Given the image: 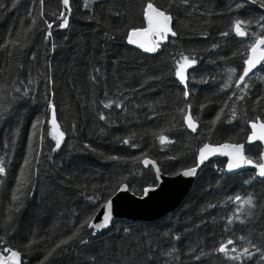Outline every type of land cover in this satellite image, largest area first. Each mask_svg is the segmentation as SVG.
Segmentation results:
<instances>
[{
    "label": "trees",
    "instance_id": "obj_1",
    "mask_svg": "<svg viewBox=\"0 0 264 264\" xmlns=\"http://www.w3.org/2000/svg\"><path fill=\"white\" fill-rule=\"evenodd\" d=\"M250 1L0 0V251H20L21 264H264V181L254 171L226 173L223 157L202 163L188 196L160 220H113L94 235L85 223L122 185L137 196L157 185L144 159L175 175L199 164L205 144L231 143L260 162L263 146L249 138L251 124L264 121V63L247 88L235 86L264 36V9ZM147 3L170 14L176 32L154 55L128 42L146 27ZM61 13L67 28L59 27ZM238 19L251 21L249 36L233 32ZM181 54L197 60L187 70V98L175 75ZM189 105L196 131L181 111ZM161 135L169 142L161 144ZM236 196H252L254 207L238 212ZM228 239L236 241L233 255L249 240L261 251L228 260L215 251Z\"/></svg>",
    "mask_w": 264,
    "mask_h": 264
},
{
    "label": "snow or ice",
    "instance_id": "obj_2",
    "mask_svg": "<svg viewBox=\"0 0 264 264\" xmlns=\"http://www.w3.org/2000/svg\"><path fill=\"white\" fill-rule=\"evenodd\" d=\"M63 4L65 6L68 5L69 0H62ZM185 3L188 2V0H184ZM251 2L253 4H259V7L264 9V0H251ZM39 3L41 5H43L44 0H39ZM239 6V5H238ZM41 16H43V11H41ZM146 16H147V20H148V25L149 28L145 31H141V30H132L130 35H129V39L128 42L130 44H137V40L134 39V37L137 36H142L145 35L146 32L156 36L158 39L153 41L151 43V46H146L144 43H140L139 47L143 48L146 52H150V53H154L156 52L160 46H161V42L167 41L169 34H171L172 36H176V32L172 30V28L170 27V23L172 21V16L170 14H166V11H161L160 9H158L157 7H154V5L152 3H147L146 6ZM60 19H62V23L59 25V27L61 28H67L69 25V21L68 18L61 13ZM36 20L33 19L32 20V24L35 25ZM251 24V21H245V20H235L233 22L232 25V30L235 33L236 36L239 37H246L249 36L250 33L247 32L245 30V28H247L249 25ZM262 28H264V25H261ZM48 28L51 29L52 28V24L48 23ZM47 35L51 36V32H48ZM220 35L222 36H228L229 33L228 32H222L220 33ZM251 35L255 36V33H252ZM9 44L15 46L18 41L13 40V41H9ZM264 45V36L259 37L258 39H256L254 41V43L251 46V53L252 56L251 58L246 59L245 63L247 65L246 68L242 69V74L238 77V83L235 85L237 88L240 87L241 84L245 85V88H247V84L245 83V77H248L249 74L253 71L254 68H256L257 64L260 62V60H264V51H261L260 56L257 57L256 53L257 51L261 48V46ZM217 45H213V47H216ZM177 67L178 70L175 72V75L178 77L179 81L181 82V84L184 87V96L185 98H187L190 95V92L188 91V75H187V70L192 68L196 63L197 60L193 57V58H189V56L187 55H183L181 54V58L180 60H178L177 62ZM229 71L231 73H235V69H229ZM229 80H231V77H229ZM231 84H226L225 88L231 87ZM232 95H236V93H232ZM240 99H243V96L239 97ZM114 102H108L104 104L105 108H111ZM121 105H117V107H120ZM182 112L185 113V122L187 124V127L189 129H191L192 131H196L197 129V124L195 122V120L193 119V116L191 114L190 111V105L189 108L187 110L182 109ZM236 116V110L232 109V117L233 119H235ZM101 119H106V117H104L103 115L100 117ZM216 120H220V116L218 115L216 117ZM52 123L53 125H56V120H55V110L53 109V117H52ZM56 127L58 128V125H56ZM251 128L253 129V133L252 136L249 138V142H253V141H261L264 142V123H256L253 122L251 124ZM256 129H259V131H256ZM64 136L63 132H60L58 137H56L57 139V147L60 146V142L62 141ZM160 143L164 144V143H168V137L161 135L159 137ZM125 144L129 143V139H125L123 141ZM225 148L231 147L232 151L231 152H226L224 153L225 155H229L232 157V160L229 162L228 164V169L232 170V169H238L242 166L243 163L249 164V165H253V161L251 159H248L247 157H245L244 155V151H243V145H225ZM209 151V146H205L204 149L201 150L200 153V162L203 163L204 159H206V153ZM214 152V150H212ZM111 159H118V157H111ZM143 163L147 166L150 164H154L153 161L148 160V159H144ZM254 167L258 169V175L261 178H264V155H262L260 157V162L254 164ZM155 171L159 174L160 169L156 168ZM6 173V169L5 167H3L2 165H0V174H5ZM178 175H183L186 177H192L196 174V168H191V169H187L184 170L182 173H177ZM156 187H158V185L154 186V187H149L147 189H145L142 193V198L146 197L149 195V193L153 192L156 190ZM120 192H129L130 189L127 185L123 186L122 188L119 189ZM12 199L14 201H17V206L15 208V211H19L20 207H22V202L19 201V197L18 196H13ZM233 200L234 203H237L240 207L237 209V211L239 212L240 209L244 206V205H248L250 208L254 207V200L252 196H248L246 199H241L240 196H236L234 198H230ZM105 207V214L103 216V220L101 223H93L92 220L89 221H85V223L87 224L88 227L93 228L95 231L93 232V235L95 234V232L100 231L102 229H106L109 227V224L111 223L112 219H113V202L111 199H108L104 205ZM11 211V210H10ZM9 219H11V216H9ZM236 219H240L239 215L236 216ZM94 220V217H93ZM233 222L232 218L228 219V223L231 224ZM243 222V221H241ZM74 237H69L68 240L73 239ZM177 239H179V237H177ZM240 240H244V237H240ZM68 240H62L56 247L60 248L61 245L68 243ZM35 241H30L27 246H30L31 243H34ZM81 243H87L86 240H81ZM4 240L2 237H0V245L4 244ZM231 246V247H229ZM252 249H254L255 251H252ZM54 251V250H53ZM216 252L218 253H222L224 254L225 258L228 260H232V261H241L242 257L244 258L245 261L247 260H251L253 256H255L257 253H260V248L257 247L255 244H253L250 240L248 241V246L243 247L242 251L239 252L238 254L233 255V253H237V247H236V241H234L233 239H228L225 242H223L222 244H220L219 247H217L215 249ZM4 253H10V255L5 256ZM52 252H49L47 256H45V260L48 259V256H51ZM200 257L198 256L197 259H199ZM260 259L264 260V253L261 254ZM0 264H21V252L20 251H13L10 247H4L2 249V251H0Z\"/></svg>",
    "mask_w": 264,
    "mask_h": 264
},
{
    "label": "water",
    "instance_id": "obj_3",
    "mask_svg": "<svg viewBox=\"0 0 264 264\" xmlns=\"http://www.w3.org/2000/svg\"><path fill=\"white\" fill-rule=\"evenodd\" d=\"M251 4L255 5L252 2ZM145 20H146V27L143 29H139L141 31H145L149 28L146 12H145ZM170 27L173 30L172 22L170 23ZM169 36L174 37L171 34H169ZM134 39L137 40V44H131V45L134 46L139 51H141L142 53L146 55H154L157 52V51L154 53L146 52L143 48L139 47L140 43H144L146 46H151V43L157 40L156 36L151 35L146 32L145 35L134 37ZM261 51H264V45H262L261 48L257 51L256 53L257 57L260 56ZM251 56H252V53L250 50L248 58H251ZM263 63H264V60H260L256 68L253 69V71L249 74L248 77H250L253 73H255ZM246 67L247 65L245 63L243 69ZM248 77H245V80ZM237 83H238V80H237ZM242 85L243 84H241L240 86ZM257 123H264V121H259ZM256 131H259V129H256ZM258 142H260L263 146L262 155H264V142H261V141H258ZM206 145L209 146V151L206 153V159H204L203 163L211 158L223 157V158H226L227 160L226 165H225L226 173L233 175V174H239L245 171H254L256 174V177L259 180L264 181V178L259 177L258 169L254 167V164H256V162H253V165L243 163L242 166L238 169H232V170L228 169V164L232 160V157L229 155H225L224 153L231 152L232 148L231 147L225 148L224 146L225 145L239 146L243 144H231V143H224V144H217V145L205 144L204 146L200 148L198 152L199 164L197 166L191 167V168H196V174L192 177H186V176L178 175V174L167 175V174L162 173L161 171L158 174L155 171L158 187H156L155 191L149 193L148 196L143 197V198H142V195L137 196L133 194L131 191L120 192L119 189L125 186V185H122L117 190V192L110 198L113 202L112 221L121 220L128 224H134L138 222L149 223V222L160 220L164 218L165 216H167L168 214L174 212L177 208H179V206L182 204L184 199L188 196L189 192L191 191L199 175V172L202 166V163L200 162V153H201V150L204 149ZM212 150H214V152ZM243 151L245 155L244 146H243ZM245 157L247 156L245 155ZM150 165L154 166L155 169L159 168L156 162ZM191 168H186L184 170L191 169ZM184 170L180 171L179 173H182ZM104 205L101 206V208L97 211V213L94 216V220L92 218L93 223L102 222L103 216L106 211ZM110 226H111V223L109 224L108 228L102 229L97 232H103L105 230H109ZM90 230L95 231L93 228H90ZM4 255L7 256V255H10V253L4 254Z\"/></svg>",
    "mask_w": 264,
    "mask_h": 264
},
{
    "label": "rangeland",
    "instance_id": "obj_4",
    "mask_svg": "<svg viewBox=\"0 0 264 264\" xmlns=\"http://www.w3.org/2000/svg\"><path fill=\"white\" fill-rule=\"evenodd\" d=\"M56 129V126L55 125H53V130H55Z\"/></svg>",
    "mask_w": 264,
    "mask_h": 264
}]
</instances>
